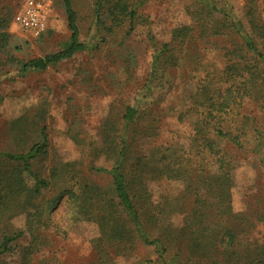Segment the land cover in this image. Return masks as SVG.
Returning <instances> with one entry per match:
<instances>
[{
  "label": "trees",
  "instance_id": "obj_1",
  "mask_svg": "<svg viewBox=\"0 0 264 264\" xmlns=\"http://www.w3.org/2000/svg\"><path fill=\"white\" fill-rule=\"evenodd\" d=\"M148 1L91 0L82 27L76 0H53L65 17L66 43L55 53L7 63L24 78L114 47V69L130 79L137 55L129 41L148 25L140 13ZM191 1L189 25L174 28L168 41L146 32L145 79L108 106L95 139L69 134L76 160L52 155L45 101L10 125V144L0 147V264H61L38 250L44 232L60 233L51 220L60 206L68 228H96L91 264H264V212L236 213L231 201L241 163L264 166L263 3L239 0L237 14L234 0ZM8 28L9 16L0 14V55L7 54ZM178 88L182 93L158 113L151 109L155 94ZM114 89L121 91L120 83ZM166 116L194 117L187 146L155 144ZM162 181L182 190L154 200L151 185ZM21 215L23 232L9 227ZM25 234L29 241L17 243ZM137 249L151 259L135 260Z\"/></svg>",
  "mask_w": 264,
  "mask_h": 264
},
{
  "label": "rangeland",
  "instance_id": "obj_2",
  "mask_svg": "<svg viewBox=\"0 0 264 264\" xmlns=\"http://www.w3.org/2000/svg\"><path fill=\"white\" fill-rule=\"evenodd\" d=\"M47 6V26L49 31L42 37L33 38L22 32L15 25V17L21 10L25 0H0V14L9 16L8 33L10 35L7 54L0 55V147L9 146V127L21 116L32 114L43 100L46 102L48 141L52 155L57 160L71 162L78 157V150L69 138V134H77L80 138L90 141L108 106L118 97L140 86L147 74L149 65L148 46L145 42L146 32H150L158 42L169 40L170 32L177 27L189 25L190 18L186 9L191 6V0H149L140 13L148 19L146 27H138L129 41L130 48L137 55L136 68L132 78L125 77L114 63L117 60V49H102L100 53L90 57L78 54L54 68L42 73H33L20 78L14 67L7 62L15 60L29 61L46 54L59 51L68 40L65 17L60 7L53 5V0H41ZM79 3L81 24L89 23V6L91 0H76ZM237 14H241V1L234 0ZM264 7V0H262ZM119 52V51H118ZM210 58V57H209ZM212 62H215L210 58ZM218 64V62H216ZM117 71V74L115 72ZM115 74V82L110 77ZM180 81L179 76L175 78ZM120 83L121 91L116 92L115 84ZM137 84V85H135ZM182 89H172L170 92L161 91L155 94V102L151 109L158 113L171 96H178ZM161 95V96H160ZM160 99H165L156 105ZM149 107V106H148ZM246 107V106H245ZM250 111V107L242 109ZM194 117H185L178 122L175 117H161L158 123L159 136L155 144H177L187 146L191 134ZM154 200H163L176 196L182 189L177 183L162 181L151 185ZM232 209L234 212L253 213L256 210L264 212V166L254 161L242 162L234 174V188L231 192ZM51 220L60 233L51 229L44 232L42 244L38 250L47 256L53 254L61 264H91L94 262L92 240L96 237V228L83 225L68 228L64 210L58 207ZM25 216H17L9 222V227L15 231H24ZM180 225L181 217L172 221ZM28 236L23 235L17 243L26 244ZM151 259V253L139 250L135 260ZM119 264H124L119 262Z\"/></svg>",
  "mask_w": 264,
  "mask_h": 264
},
{
  "label": "built area",
  "instance_id": "obj_3",
  "mask_svg": "<svg viewBox=\"0 0 264 264\" xmlns=\"http://www.w3.org/2000/svg\"><path fill=\"white\" fill-rule=\"evenodd\" d=\"M47 6L41 0H25L15 17V25L33 38L41 36L47 26Z\"/></svg>",
  "mask_w": 264,
  "mask_h": 264
}]
</instances>
